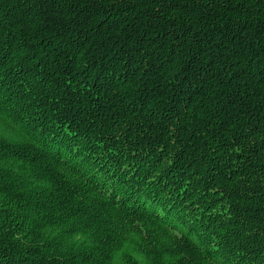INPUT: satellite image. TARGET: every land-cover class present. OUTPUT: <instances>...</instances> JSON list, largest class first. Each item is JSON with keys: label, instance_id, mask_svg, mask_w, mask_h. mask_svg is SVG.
Here are the masks:
<instances>
[{"label": "trees", "instance_id": "obj_1", "mask_svg": "<svg viewBox=\"0 0 264 264\" xmlns=\"http://www.w3.org/2000/svg\"><path fill=\"white\" fill-rule=\"evenodd\" d=\"M0 123V264H264V0H0Z\"/></svg>", "mask_w": 264, "mask_h": 264}, {"label": "rangeland", "instance_id": "obj_2", "mask_svg": "<svg viewBox=\"0 0 264 264\" xmlns=\"http://www.w3.org/2000/svg\"><path fill=\"white\" fill-rule=\"evenodd\" d=\"M14 121V120H13ZM15 123H17V124H19V122H16V121H14ZM2 126V123H0V127ZM18 126H20V125H18Z\"/></svg>", "mask_w": 264, "mask_h": 264}]
</instances>
